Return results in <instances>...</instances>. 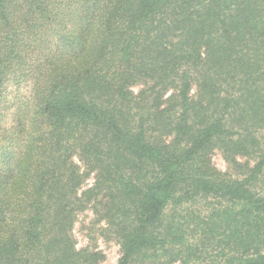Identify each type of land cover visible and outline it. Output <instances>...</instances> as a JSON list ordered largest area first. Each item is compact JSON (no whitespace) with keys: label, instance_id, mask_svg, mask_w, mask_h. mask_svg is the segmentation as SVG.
<instances>
[{"label":"trees","instance_id":"trees-1","mask_svg":"<svg viewBox=\"0 0 264 264\" xmlns=\"http://www.w3.org/2000/svg\"><path fill=\"white\" fill-rule=\"evenodd\" d=\"M263 130L264 0H0V264H101L89 206L116 264H188L168 209L199 202L216 264H264Z\"/></svg>","mask_w":264,"mask_h":264},{"label":"rangeland","instance_id":"rangeland-1","mask_svg":"<svg viewBox=\"0 0 264 264\" xmlns=\"http://www.w3.org/2000/svg\"><path fill=\"white\" fill-rule=\"evenodd\" d=\"M143 88L144 85L139 84L132 90L137 94ZM21 90L24 93H27V87H24ZM16 93L14 91V94ZM192 94L194 95L195 92ZM258 136L260 138V142L262 143L261 148L264 150V130L260 131ZM236 160L239 164L249 163L251 166H254L257 162V159L253 157L246 158L237 156ZM212 164L216 169L223 173L237 176L236 168L228 159H226L221 150L217 149L213 152ZM93 182L94 178L91 176L86 182L84 188L92 185ZM210 209L211 208L206 207L203 202L183 206L179 209H168L169 215L167 216V220H170L173 216H175L173 220L181 222L185 228L183 233L186 236V244L191 245L194 252L197 253L191 258H188V253L183 255V258L188 264H216L219 261H223L222 257L225 255L231 258L229 249L223 240H221L219 234L214 233V235L206 236L208 230H212L211 227L213 226L209 218L211 212ZM198 220H201V222H198ZM202 221L204 223L208 222L209 225L205 224L200 227ZM213 231L218 232L217 230H212V232ZM73 237L76 242L77 249H89L102 254L104 259L101 264H116L122 255V248L115 232L112 229H108L106 222L98 221V217L94 215L90 206L87 207L85 211L77 214L76 223L73 229ZM195 257L199 258V260L193 261ZM175 264L184 263H181L178 259Z\"/></svg>","mask_w":264,"mask_h":264}]
</instances>
